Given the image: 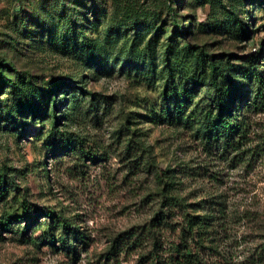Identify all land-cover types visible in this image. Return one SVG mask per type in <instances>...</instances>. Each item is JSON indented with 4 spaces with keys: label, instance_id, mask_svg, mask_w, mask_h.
I'll return each mask as SVG.
<instances>
[{
    "label": "rangeland",
    "instance_id": "1",
    "mask_svg": "<svg viewBox=\"0 0 264 264\" xmlns=\"http://www.w3.org/2000/svg\"><path fill=\"white\" fill-rule=\"evenodd\" d=\"M0 59V264H155L184 209L209 264H264V0H0Z\"/></svg>",
    "mask_w": 264,
    "mask_h": 264
},
{
    "label": "trees",
    "instance_id": "2",
    "mask_svg": "<svg viewBox=\"0 0 264 264\" xmlns=\"http://www.w3.org/2000/svg\"><path fill=\"white\" fill-rule=\"evenodd\" d=\"M201 60L205 62V59L201 57ZM200 59H198V62ZM210 67V82L214 85L216 89L214 100L217 103V113L216 119L218 120L210 129V137L216 136L219 139H223V143L226 145L237 143L243 144L248 139V134L250 130V120L245 119L242 121H235L234 116L239 106L242 105V99L237 101L239 97L240 91H225L221 81V67L217 65L214 61L208 60ZM1 66H8L11 70H14L17 75H21V71L17 68L10 66L4 59H0ZM77 83L76 81L70 82H59L56 86H60L63 88L68 86L72 88V85ZM76 89L83 91L84 93H90L89 90L86 89L84 85L75 86ZM58 91V89H50L49 91H45L43 93L45 96H48V93L52 95L53 92ZM34 95L33 100L36 102L40 100L42 97V93L37 91L31 92ZM49 94V95H50ZM56 96V95H55ZM252 103L257 108H264V91H256L254 95L251 97ZM44 100V99H43ZM56 97H53L52 103L53 106L57 107ZM241 100V101H240ZM251 103V102H250ZM47 111V106L44 107L43 113ZM184 215L186 219V226L183 227L181 235L177 241H174L171 244V247L168 250V255H161L159 252H156L153 255V260L155 264H209V259L212 253H208L207 246L205 245V237L198 235V232L205 233L204 224L206 221H198L196 220V215H191L186 209H184ZM170 214L168 211L162 210L156 213V219L159 220V225L168 224ZM199 228V231L196 229ZM211 247H209L210 249Z\"/></svg>",
    "mask_w": 264,
    "mask_h": 264
}]
</instances>
